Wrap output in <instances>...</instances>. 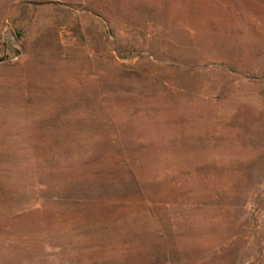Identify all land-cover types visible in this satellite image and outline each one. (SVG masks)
I'll list each match as a JSON object with an SVG mask.
<instances>
[{"label":"rangeland","instance_id":"rangeland-1","mask_svg":"<svg viewBox=\"0 0 264 264\" xmlns=\"http://www.w3.org/2000/svg\"><path fill=\"white\" fill-rule=\"evenodd\" d=\"M0 264H264V0H0Z\"/></svg>","mask_w":264,"mask_h":264}]
</instances>
